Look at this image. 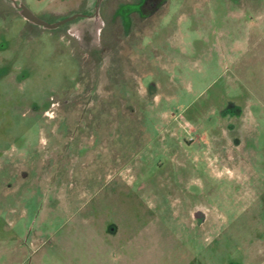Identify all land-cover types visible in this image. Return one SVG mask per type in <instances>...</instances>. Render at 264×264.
I'll return each instance as SVG.
<instances>
[{
  "label": "rangeland",
  "instance_id": "rangeland-1",
  "mask_svg": "<svg viewBox=\"0 0 264 264\" xmlns=\"http://www.w3.org/2000/svg\"><path fill=\"white\" fill-rule=\"evenodd\" d=\"M261 245L264 0H0V264Z\"/></svg>",
  "mask_w": 264,
  "mask_h": 264
},
{
  "label": "water",
  "instance_id": "water-1",
  "mask_svg": "<svg viewBox=\"0 0 264 264\" xmlns=\"http://www.w3.org/2000/svg\"><path fill=\"white\" fill-rule=\"evenodd\" d=\"M20 13H21V15L25 18V19H27V20H29V21H31V22H33V23H35V24H38V25H40V26H42V27H45V28H49V29H52V28H55V27H57L58 25H60V24H62V23H64V22H66V21H68V20H71V19H73L74 17H76L77 15H79L78 13H75V14H72V15H70V16H67V17H65V18H62V19H60V20H58V21H55V22H47V21H45L44 19H42V18H40L39 16H37L35 13H33L26 5H21V11H20Z\"/></svg>",
  "mask_w": 264,
  "mask_h": 264
},
{
  "label": "crops",
  "instance_id": "crops-1",
  "mask_svg": "<svg viewBox=\"0 0 264 264\" xmlns=\"http://www.w3.org/2000/svg\"><path fill=\"white\" fill-rule=\"evenodd\" d=\"M248 250V255L247 257L243 258L240 262H238L237 264H264V245H261L258 247L257 249V256H254L252 253V248L247 247ZM246 253V252H245ZM217 256V255H215ZM210 260H211V256H209ZM209 260V261H210ZM212 262H215V260H212ZM221 264H227V262L225 261V263H221Z\"/></svg>",
  "mask_w": 264,
  "mask_h": 264
},
{
  "label": "flooded vegetation",
  "instance_id": "flooded-vegetation-1",
  "mask_svg": "<svg viewBox=\"0 0 264 264\" xmlns=\"http://www.w3.org/2000/svg\"><path fill=\"white\" fill-rule=\"evenodd\" d=\"M11 1V3L13 4V6L18 10V11H21V5H23V4H21L18 0H10ZM99 1L100 0H95L94 1V3H93V8H94V11L92 12V13H78L79 15H77L76 17H90V16H93L94 14H96L97 13V11H98V4H99ZM143 4V2L141 1V2H139L138 3V6L139 5H142ZM76 17H74V18H76ZM65 18V17H64ZM73 18V19H74ZM72 20V19H71ZM68 21H70V20H68ZM67 22V21H66ZM66 22H64V23H66ZM63 24V23H62ZM62 24H60V25H62ZM60 25H58V26H60ZM57 26V27H58ZM57 27H55V28H57Z\"/></svg>",
  "mask_w": 264,
  "mask_h": 264
}]
</instances>
